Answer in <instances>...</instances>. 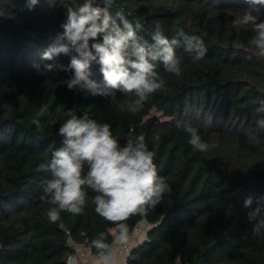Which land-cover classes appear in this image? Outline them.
<instances>
[{
    "label": "trees",
    "instance_id": "16d2710c",
    "mask_svg": "<svg viewBox=\"0 0 264 264\" xmlns=\"http://www.w3.org/2000/svg\"><path fill=\"white\" fill-rule=\"evenodd\" d=\"M68 2L39 0L29 10L27 0H0V264H66L72 241L96 257L91 241L97 234L113 239L115 225L95 213L91 190L83 215L63 212L57 223L44 215L47 173L40 165L61 146L57 131L70 109L110 124L122 146L130 134H144L158 175L171 187L146 216L127 221L131 234L137 223L146 229L122 264H264V235H253L247 220L264 197V132L255 131L264 100V58L249 45L252 33L233 27L246 0H114L112 15L122 11L130 22L141 20L146 39L159 22L169 39L183 29L199 35L207 48L200 61L175 49L180 77L158 64L165 87L137 114L118 106L124 99L119 94L115 102L93 97L61 84L68 73L42 72L51 63L42 53L62 31ZM57 60L69 62L65 56ZM91 71L102 82L99 65L93 63ZM42 105L48 111L39 117ZM154 111L170 122H160ZM178 120L190 122L203 141L217 147L195 150L176 127ZM249 196L253 204L245 208Z\"/></svg>",
    "mask_w": 264,
    "mask_h": 264
},
{
    "label": "clouds",
    "instance_id": "9594fccd",
    "mask_svg": "<svg viewBox=\"0 0 264 264\" xmlns=\"http://www.w3.org/2000/svg\"><path fill=\"white\" fill-rule=\"evenodd\" d=\"M38 2L27 0L26 7L31 10ZM113 3L114 0H102V4L97 0L65 3L66 20L60 26L62 31L57 32L42 53V60L51 61L43 65L42 72L68 73L61 84L93 97L112 98L115 102L119 94L124 99L117 102L118 106L137 114L154 93L165 87L157 71L158 64L167 73L180 77L182 61L175 49L183 48L194 61H200L205 58L207 48L199 35L188 34L183 29L169 39L159 22L154 23L150 39H146L140 34L144 30L142 21L130 22L122 11L113 16L110 11ZM246 3L248 7L233 20V27L250 31V47L264 58V0H246ZM60 56L68 57L69 62H59ZM93 63L99 65L102 82L92 78ZM33 67L41 71L39 64ZM259 103L255 131L264 132V100ZM47 111L48 106L42 105L37 115L43 117ZM63 116L66 119L57 131L62 138L61 146L52 152L49 162L40 165L47 173L41 199L49 207L44 215L51 223L60 221L63 212L83 215L89 201L86 190H91L95 213L115 225L111 243L107 234L100 232L91 245L99 264H119L120 250L131 240L129 218L146 216L171 192V187L158 175L155 154L149 150L144 134H130L122 146L110 124L90 119L86 114L78 117L72 109ZM32 123L40 126L39 119ZM176 127L188 134V143L197 151L208 152L217 147L203 141L198 128L190 122L178 120ZM252 204L253 197H247L244 207L250 208ZM247 220L253 235H264V197L247 213Z\"/></svg>",
    "mask_w": 264,
    "mask_h": 264
},
{
    "label": "built area",
    "instance_id": "2783aa9c",
    "mask_svg": "<svg viewBox=\"0 0 264 264\" xmlns=\"http://www.w3.org/2000/svg\"><path fill=\"white\" fill-rule=\"evenodd\" d=\"M142 226H143L142 222L137 223L134 226L129 244L121 248L120 253H123L125 256H127L130 253L132 245L138 240H140L139 239L140 235L143 232ZM71 244L73 251L67 256L66 264H73V262H75V264H82L83 260L88 259L89 251L82 244H79L77 242L72 241Z\"/></svg>",
    "mask_w": 264,
    "mask_h": 264
},
{
    "label": "crops",
    "instance_id": "0c3cea01",
    "mask_svg": "<svg viewBox=\"0 0 264 264\" xmlns=\"http://www.w3.org/2000/svg\"><path fill=\"white\" fill-rule=\"evenodd\" d=\"M144 237H145V231L141 233L139 239L142 240ZM125 259H126V256L123 253H120L119 254V264H122L125 261ZM82 264H99V262L95 256L90 254L87 260L82 261Z\"/></svg>",
    "mask_w": 264,
    "mask_h": 264
},
{
    "label": "rangeland",
    "instance_id": "374dc122",
    "mask_svg": "<svg viewBox=\"0 0 264 264\" xmlns=\"http://www.w3.org/2000/svg\"><path fill=\"white\" fill-rule=\"evenodd\" d=\"M153 113L156 114V115L159 117L160 122H162V123L170 122V119L167 118V117H164V116L161 114V112L154 111ZM145 229H146V228H145V226L143 225V226H142V231H144Z\"/></svg>",
    "mask_w": 264,
    "mask_h": 264
}]
</instances>
